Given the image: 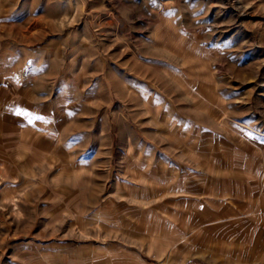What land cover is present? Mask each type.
I'll return each instance as SVG.
<instances>
[{
  "label": "rangeland",
  "instance_id": "obj_1",
  "mask_svg": "<svg viewBox=\"0 0 264 264\" xmlns=\"http://www.w3.org/2000/svg\"><path fill=\"white\" fill-rule=\"evenodd\" d=\"M12 3L0 42L63 40L67 78L62 63L48 65L36 104H69L59 127L38 118L39 152L19 162L0 97V264H91L97 250L123 249L132 228L166 224L139 213L165 206L160 185L140 186L151 171L125 169L142 165L133 147L159 161L173 128L197 138L182 139L186 163L197 147L201 162L229 160L234 183L214 190L263 211L264 0Z\"/></svg>",
  "mask_w": 264,
  "mask_h": 264
},
{
  "label": "crops",
  "instance_id": "obj_2",
  "mask_svg": "<svg viewBox=\"0 0 264 264\" xmlns=\"http://www.w3.org/2000/svg\"><path fill=\"white\" fill-rule=\"evenodd\" d=\"M10 1L11 9L9 0H0V19L10 18V12L18 8L12 2L20 3L22 0ZM28 27L21 26L23 30ZM34 43L0 42V97L12 106L11 116L7 119L11 120L20 136V143L17 142L15 148V160L19 162L30 161L31 156L39 152L35 132L38 118L48 117L54 127H59L69 104L64 100L49 101L47 107H37L36 82L52 79L48 65L62 63L61 71L65 78L67 71L63 67L66 61L63 40ZM4 109L0 114L3 119ZM188 135L196 144L194 134L175 128L166 131L168 145L166 149L161 148L156 162H153L151 151L143 152L134 147L133 151L129 150L128 154L133 155L134 161L142 165L126 166L125 170L151 171V176L144 177L140 186L149 189L160 185L164 194L165 206L139 213L162 218L166 224L153 226L149 232L132 228V237L123 249L97 250L91 257V264H264V209L257 214L255 212L259 210L234 201L228 191L214 190L213 185L223 178L234 183L229 160L216 161L215 156L212 161L201 162L197 147L191 161H183L178 154L188 151L182 142ZM55 143L60 144L59 141ZM128 181L125 183L130 185L138 182L137 179ZM115 197L117 200H129L122 195ZM206 198H210L213 204L204 205ZM157 199L153 198L151 202ZM136 214L131 211L126 219H134Z\"/></svg>",
  "mask_w": 264,
  "mask_h": 264
}]
</instances>
